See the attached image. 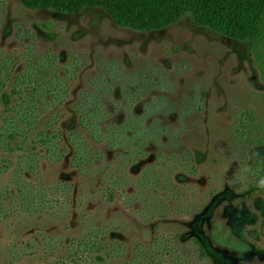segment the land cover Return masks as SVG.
<instances>
[{"label":"rangeland","instance_id":"1","mask_svg":"<svg viewBox=\"0 0 264 264\" xmlns=\"http://www.w3.org/2000/svg\"><path fill=\"white\" fill-rule=\"evenodd\" d=\"M263 172L252 40L0 0V264L72 262L101 228L127 257L169 238V264H264Z\"/></svg>","mask_w":264,"mask_h":264},{"label":"trees","instance_id":"2","mask_svg":"<svg viewBox=\"0 0 264 264\" xmlns=\"http://www.w3.org/2000/svg\"><path fill=\"white\" fill-rule=\"evenodd\" d=\"M22 1L28 8L68 13H80L86 8L101 7L111 13L118 25L137 31L161 30L190 15L198 25L224 37L239 41L252 40L253 55L264 78V0H160L159 4L152 0ZM75 161L78 167L90 163V160L81 153L77 155ZM31 189H28L27 195ZM114 195L115 192H105L108 202L115 199ZM162 210L167 212L164 208ZM166 215L162 214L161 217ZM102 236H108L106 228L90 233L79 241L77 250L72 252L71 256L75 259L63 264H110V261L116 258L115 253L121 249V256L125 260L114 264H169L180 257L173 240L169 238H161L149 245L137 243L133 253L127 257L120 243L102 241L100 238ZM178 236L179 234L176 240ZM198 244L201 256H208L206 248ZM245 246V250H250V247Z\"/></svg>","mask_w":264,"mask_h":264},{"label":"snow or ice","instance_id":"3","mask_svg":"<svg viewBox=\"0 0 264 264\" xmlns=\"http://www.w3.org/2000/svg\"><path fill=\"white\" fill-rule=\"evenodd\" d=\"M152 2H154L156 4H159L160 3V0H152Z\"/></svg>","mask_w":264,"mask_h":264}]
</instances>
